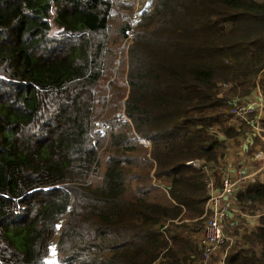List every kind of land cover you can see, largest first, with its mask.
I'll use <instances>...</instances> for the list:
<instances>
[{"label":"trees","instance_id":"trees-1","mask_svg":"<svg viewBox=\"0 0 264 264\" xmlns=\"http://www.w3.org/2000/svg\"><path fill=\"white\" fill-rule=\"evenodd\" d=\"M113 5L0 0V264H44L53 243L59 264H203L209 191L185 163H211L218 190L227 142L242 133L229 109L264 66V0H155L132 29L127 93L109 95L105 55L131 30L112 29ZM135 137L151 147L128 178ZM234 198L264 205V179ZM244 244L225 263L264 264V216Z\"/></svg>","mask_w":264,"mask_h":264},{"label":"built area","instance_id":"built-area-1","mask_svg":"<svg viewBox=\"0 0 264 264\" xmlns=\"http://www.w3.org/2000/svg\"><path fill=\"white\" fill-rule=\"evenodd\" d=\"M254 84L252 93L244 98H238L239 100L230 107L229 114L235 119L231 125L245 123L264 147V66L257 73ZM227 88V84L220 86V89ZM239 157L238 161L226 160L221 164V180L218 190H215L214 187L211 163L202 159L190 160L185 163L187 166L199 170L205 176L206 187L209 191L208 199L204 205L203 218H205V222L197 239V247L201 252L203 264H207L216 256L219 249L229 240L227 226L230 222L237 220L236 224L239 225L243 222H250L252 218L264 216V212L260 215L246 214L234 198L239 189L247 183H251L253 178L264 172V148L257 149L250 157L240 156L239 153ZM249 162L256 163L258 170L251 172ZM255 174L257 176L252 177ZM226 258L227 253L221 254L217 263L226 264Z\"/></svg>","mask_w":264,"mask_h":264},{"label":"rangeland","instance_id":"rangeland-1","mask_svg":"<svg viewBox=\"0 0 264 264\" xmlns=\"http://www.w3.org/2000/svg\"><path fill=\"white\" fill-rule=\"evenodd\" d=\"M155 0H114V5L112 9V17H111V23H112V29L116 25H123V23H129L131 25L130 35L128 38L123 39L119 47L117 46H110L109 52L105 55L106 65H105V76L103 80L100 82L101 91L104 94L105 92L107 94H111V92H115L116 90L119 91H125L126 85H125V79H126V71H127V63H128V45L131 43L132 39V29H135L138 22L141 20V15L143 11H150L152 9V6L154 4ZM113 34V33H112ZM111 35V33H110ZM122 60L124 63H122ZM115 82L114 86H112V83ZM226 89H220V92H224ZM237 97V96H236ZM239 98V97H238ZM120 99V94H119ZM109 102L108 104H110ZM123 103V99H121V104ZM111 108V107H110ZM110 108L105 109L106 111H109ZM103 118L100 117L97 120L98 129L105 131L106 135L110 131V128H108L105 125V122L102 121ZM231 121H235L234 117L231 116ZM241 123V121L239 120ZM237 125H234L233 128L236 129ZM244 128L242 131L241 129ZM239 130L242 132L240 135H237L233 138H230L228 140V148L227 153L228 157L230 159H233L235 161L239 160V153L240 156H247L250 157L254 151L257 149H261L260 147V141L258 138L254 136V133L248 127L245 123H242L241 128ZM116 131H119V128H116ZM256 138L257 140H255ZM248 140V141H247ZM244 143H249L250 148L247 151V154H245V150L243 148ZM133 144L136 146V150L134 152L129 153L128 156L132 157V163L126 167L128 178H132L134 173L141 172L142 167L146 165V160L148 161L149 151H150V143L144 139L135 137L133 140ZM105 145L103 144L99 151V160H100V166L97 171L91 175V179L89 180L90 183L93 186L98 185L101 182L104 169H105V161L107 160V154L104 153ZM264 148V147H263ZM229 150V152H228ZM249 152V153H248ZM249 169L251 172H255L258 170V165L254 162H249ZM257 176L256 174L252 177ZM264 178V172L260 175ZM130 183L131 188H134L135 181L131 180L128 181V184ZM153 183V181H152ZM161 188V187H160ZM163 188L156 189V195L159 196V199L161 200V195L163 197ZM159 192V193H157ZM165 193V192H164ZM242 210L249 215H260L264 212V205H260L258 203H250L246 204ZM261 217V216H260ZM260 217L256 219H250V222H243L242 224L237 225L236 222H230L227 226L228 230V236L229 240L219 249L218 254L214 256L207 264H218L217 261L220 258L221 254H226L227 256L229 253L236 248L245 247L244 244V237L249 234L253 228L258 223ZM57 240V235L53 237V241ZM258 250V248H256ZM57 251L56 247L53 244L49 247V252L47 254V257L45 258L44 264H59L57 261Z\"/></svg>","mask_w":264,"mask_h":264},{"label":"crops","instance_id":"crops-1","mask_svg":"<svg viewBox=\"0 0 264 264\" xmlns=\"http://www.w3.org/2000/svg\"><path fill=\"white\" fill-rule=\"evenodd\" d=\"M249 129H250V128H249ZM250 130H251V129H250ZM247 141H248V140H247ZM248 145L250 146V144H247V145H246V143L243 144V148H244V150H245V154H247L246 149H247V146H248ZM260 147L263 148V146H262L261 144H260ZM226 159H227L228 161H230V162H234V160H233V159H230V158L228 157V155L226 156ZM261 178H263V177H261ZM263 179H264V178H263ZM247 184H249V183H247ZM247 184H246V185H247ZM244 186H245V185H244ZM244 186H243V187H244ZM243 187H242V188H243Z\"/></svg>","mask_w":264,"mask_h":264}]
</instances>
